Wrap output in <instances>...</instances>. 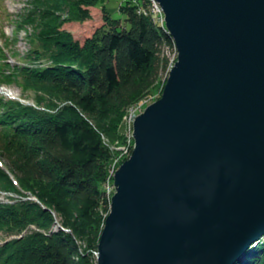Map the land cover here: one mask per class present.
<instances>
[{"label":"water","instance_id":"obj_1","mask_svg":"<svg viewBox=\"0 0 264 264\" xmlns=\"http://www.w3.org/2000/svg\"><path fill=\"white\" fill-rule=\"evenodd\" d=\"M157 1L177 59L134 118L97 264H238L264 237V0Z\"/></svg>","mask_w":264,"mask_h":264},{"label":"trees","instance_id":"obj_2","mask_svg":"<svg viewBox=\"0 0 264 264\" xmlns=\"http://www.w3.org/2000/svg\"><path fill=\"white\" fill-rule=\"evenodd\" d=\"M106 0H27L18 27H31L22 61L10 68L0 51V86L17 83L33 103L0 96V264H91L109 200L103 187L112 157L105 137L125 128V108L166 69L171 38L146 0L123 1L114 19ZM100 6L104 24L84 41L63 29ZM67 12L66 17L62 13ZM12 177L16 180L17 185ZM34 194L38 201L24 199ZM55 211L59 218L53 215ZM63 228L51 231L55 221ZM66 229V230H64ZM85 242V250L81 249ZM238 264H264V241Z\"/></svg>","mask_w":264,"mask_h":264},{"label":"rangeland","instance_id":"obj_3","mask_svg":"<svg viewBox=\"0 0 264 264\" xmlns=\"http://www.w3.org/2000/svg\"><path fill=\"white\" fill-rule=\"evenodd\" d=\"M123 1L126 0H106L105 4L112 18L121 20L124 19V14L120 11L119 8ZM131 1L135 3V0ZM26 3L27 0H0V51L3 55H5L6 60L10 64V68H12L16 63L22 61L31 45V42L26 34L27 31L31 30V27H18V14L24 12V7L27 5ZM89 9L91 14V17L89 19H86L83 22H66L62 26L63 29L72 32L75 39H78L81 42L84 41L86 37L91 36L97 28L104 24L103 12L101 10L102 8L98 6L90 7ZM66 15L67 12L65 11L63 17H66ZM163 53L168 59L166 69H164L160 73V76L156 83L146 91V94L141 97V99L129 104L125 108L122 115V123H125V121L128 122L127 120H125L126 116L128 115L130 116V118L134 119L138 114L143 112L150 103L157 100L161 96L169 72L177 59V55L174 50L172 51L171 49H164ZM0 96L4 98L20 97L23 102L33 103L34 93L30 91L22 92L18 84L13 82L0 86ZM128 124L125 123L126 128L125 130L121 131V137L116 138L115 140H110L108 137L104 136L106 145L112 151V157L109 164L111 168H109L108 166L106 179L103 182L104 190H108L107 184L109 183V181H112L113 184L110 186L111 195L109 210L108 212H104L101 210V215L104 218V222L110 211L111 197L115 192V186L113 182L115 171L119 168L124 160L130 157L134 146V142L130 143L128 141L129 136L133 133L131 129H128ZM6 163V159L0 155V166L5 167ZM12 179L17 185L16 180L13 177ZM14 197H18V194L0 190V200L7 201L9 199H13ZM28 198L34 199V201H38L37 197L32 193ZM53 215L55 216V218H59L58 214L55 211H53ZM5 238V234L0 231V243H2ZM85 247V242H81V249L85 250ZM97 253L98 251L94 252L95 260L92 261L91 264H97Z\"/></svg>","mask_w":264,"mask_h":264},{"label":"built area","instance_id":"obj_4","mask_svg":"<svg viewBox=\"0 0 264 264\" xmlns=\"http://www.w3.org/2000/svg\"><path fill=\"white\" fill-rule=\"evenodd\" d=\"M135 3H138V0H135ZM137 11L139 13L152 14L154 16V20L156 22H158L162 26V28L164 29V31L166 33H168V30H167V28L165 26L164 12H163V10H162V8H161V6H160V4H159V2L157 0H146V5L138 7ZM172 43H174V41H172ZM175 50H176V48H175ZM125 120L128 121V122L125 121V123H127V124L130 122L128 124V126H129L128 129H131L132 132H133V120L134 119L130 118V116L128 115V116H126ZM125 128H126V126H125ZM125 128H124V130H125ZM128 141L130 143L134 142L133 133L129 136V140ZM109 168H111V167L109 166ZM111 185H113L112 181H109V183L107 184L108 190L106 189V191H105L109 202H110V195H111V192H110V190H111L110 186Z\"/></svg>","mask_w":264,"mask_h":264},{"label":"bare ground","instance_id":"obj_5","mask_svg":"<svg viewBox=\"0 0 264 264\" xmlns=\"http://www.w3.org/2000/svg\"><path fill=\"white\" fill-rule=\"evenodd\" d=\"M65 14V12L64 13H62V15H64ZM167 35L172 39V37H171V35L169 34V33H167ZM171 41H174L173 39L171 40ZM175 45H174V43H172V48H171V50L173 51H175L176 52V55H177V50H175V47H174ZM165 49H170L168 46L165 48ZM264 238V237H263ZM262 238V240L264 241V239ZM259 242H261V241H259ZM259 242L256 244V246H258V244H259ZM255 248V247H254Z\"/></svg>","mask_w":264,"mask_h":264}]
</instances>
